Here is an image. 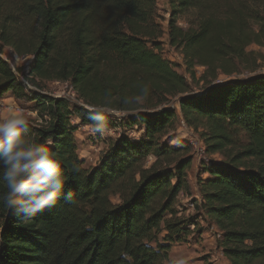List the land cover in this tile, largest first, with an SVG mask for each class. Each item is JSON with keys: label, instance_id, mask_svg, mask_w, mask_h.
<instances>
[{"label": "trees", "instance_id": "obj_1", "mask_svg": "<svg viewBox=\"0 0 264 264\" xmlns=\"http://www.w3.org/2000/svg\"><path fill=\"white\" fill-rule=\"evenodd\" d=\"M168 2L169 44L187 69L205 67L197 94L161 55L156 0H0V44L31 57L26 73L0 51V99L9 93L33 104L30 131L51 141L74 201L61 198L25 217L0 199V264H166L170 246L194 225L175 208L189 190L190 144L161 143L177 119L224 159L208 161V178L198 183V207L220 231L223 256L229 264H264V74L213 83L255 66L246 49L264 45V0ZM187 10L196 22L184 29L175 15ZM41 81L68 83L87 107L135 111L128 124H139L143 138L122 134L85 167L71 117L91 124L89 110L44 92ZM148 156L154 160L146 165ZM6 192L0 181V197Z\"/></svg>", "mask_w": 264, "mask_h": 264}, {"label": "rangeland", "instance_id": "obj_2", "mask_svg": "<svg viewBox=\"0 0 264 264\" xmlns=\"http://www.w3.org/2000/svg\"><path fill=\"white\" fill-rule=\"evenodd\" d=\"M154 8L153 20L161 27V35L158 42L161 43L162 57L168 59L173 64L174 70L187 79L193 94L199 93L204 87L200 78L205 73V67L196 64L191 69H187L181 50L169 44L168 19L171 7L168 0H156ZM195 18V12L192 10L178 12L175 15L176 24L184 29L193 25L196 22ZM246 50L251 51L253 54L252 58L255 61L253 69L240 67L238 74L235 73L231 76L218 74L213 83H222L233 78L245 79L254 75L264 74V45H250ZM0 51L2 57L12 67H23L27 73L31 57H19L13 53L9 46H3L2 44H0ZM40 84L43 91L52 96L59 97L65 94L69 98L68 103L70 106H82L89 110V107L85 106L72 93L69 85L56 84V82L51 81H41ZM11 97L7 93L0 99V119L8 115V109L11 106H15L23 111L28 121H35L37 119L32 103L18 101L14 98L11 99ZM174 107L176 108V112L179 113L178 107L176 105ZM105 115L108 116L109 121L113 124L108 125L103 135L94 132L91 124H83L78 118L71 117V125L77 126L74 132V140L77 145L78 157L83 161L85 167L94 166L106 151L107 145L117 140L120 135L125 134L132 141H137L144 136V129L139 124H128L131 123V118L134 119L136 117L135 111L127 112L112 109L109 113H105ZM199 133L200 130L193 131L185 126L182 119H177L174 130L169 131L161 139V143L172 147H179L182 146V143L188 142L190 149L185 155H189L191 158V163L187 170L189 190L178 194L175 208L178 216L193 221L194 225L189 226L190 230H193V233L185 241L173 243L170 246L168 262L178 263L179 259L185 258L187 264H229L218 246L217 241L220 238V231L203 215L198 207L201 201L198 183L208 178V173H204L205 167L208 166V161L221 163L224 159L219 153L210 154L205 151V144ZM153 160L152 156H148L146 158V165L151 164ZM111 200L114 203L118 202L117 197H111Z\"/></svg>", "mask_w": 264, "mask_h": 264}, {"label": "clouds", "instance_id": "obj_3", "mask_svg": "<svg viewBox=\"0 0 264 264\" xmlns=\"http://www.w3.org/2000/svg\"><path fill=\"white\" fill-rule=\"evenodd\" d=\"M148 91L147 86L143 87L142 96L147 97ZM110 111L106 106H89L88 119L94 132L105 133L108 128L105 113ZM50 144V140H37L19 108L11 106L8 115L0 119V181L7 187L0 199L10 211L32 217L54 206L61 198L67 203L74 202L73 193L64 192L66 176ZM178 264H187V260L181 258Z\"/></svg>", "mask_w": 264, "mask_h": 264}, {"label": "built area", "instance_id": "obj_4", "mask_svg": "<svg viewBox=\"0 0 264 264\" xmlns=\"http://www.w3.org/2000/svg\"><path fill=\"white\" fill-rule=\"evenodd\" d=\"M64 84V85H68V83H66V82H56V84ZM71 88V87H70ZM71 91H72V93L74 94V92H73V90L71 89ZM59 97H63V98H66V99H68L69 100V98L65 95V94H62L61 96H59Z\"/></svg>", "mask_w": 264, "mask_h": 264}, {"label": "crops", "instance_id": "obj_5", "mask_svg": "<svg viewBox=\"0 0 264 264\" xmlns=\"http://www.w3.org/2000/svg\"><path fill=\"white\" fill-rule=\"evenodd\" d=\"M13 97H11V99H12ZM15 103V102H14Z\"/></svg>", "mask_w": 264, "mask_h": 264}]
</instances>
